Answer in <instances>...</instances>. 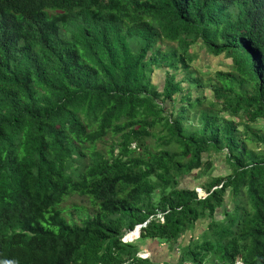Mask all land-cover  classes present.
I'll use <instances>...</instances> for the list:
<instances>
[{
    "label": "trees",
    "instance_id": "trees-1",
    "mask_svg": "<svg viewBox=\"0 0 264 264\" xmlns=\"http://www.w3.org/2000/svg\"><path fill=\"white\" fill-rule=\"evenodd\" d=\"M263 125L264 0H0V262L264 264Z\"/></svg>",
    "mask_w": 264,
    "mask_h": 264
},
{
    "label": "rangeland",
    "instance_id": "rangeland-1",
    "mask_svg": "<svg viewBox=\"0 0 264 264\" xmlns=\"http://www.w3.org/2000/svg\"><path fill=\"white\" fill-rule=\"evenodd\" d=\"M191 52L195 55L194 65L200 68L204 73L214 75L218 71H230L231 70V60L224 55L215 57L207 53L204 47L197 45L192 48ZM164 73L162 70H156L154 73V81L159 83L162 81ZM264 126V125H263ZM213 175H227L230 170L228 169L223 158L218 156H213ZM196 179V172L191 176L185 178L184 183L189 187H199V183L204 182ZM199 195L201 197L205 196L206 193L198 188ZM74 205H83L90 207L89 203L85 199H81L77 196L73 197L71 200L67 201L64 205L65 208L72 209ZM74 218L77 219V214H74ZM208 221H200L195 230L185 234L178 242L159 244V242H152L150 240H140V233L133 232L131 234H126V242H133L140 248L141 257L146 259H151L158 263H170V264H180L182 258V248L187 246L192 238H200L203 232L207 229ZM146 225V223H145ZM138 226H136L137 228ZM139 229V228H138ZM138 231V230H137ZM124 239V238H123ZM125 241V240H124ZM183 264V263H182Z\"/></svg>",
    "mask_w": 264,
    "mask_h": 264
},
{
    "label": "built area",
    "instance_id": "built-area-1",
    "mask_svg": "<svg viewBox=\"0 0 264 264\" xmlns=\"http://www.w3.org/2000/svg\"><path fill=\"white\" fill-rule=\"evenodd\" d=\"M204 197V196H203ZM145 225H139L137 228H135V230L134 231H131V232H129L128 234H131V233H133V232H137V235L139 234V232L141 231V229L144 227ZM139 228V229H138ZM138 230V231H137ZM123 240H125L126 241V236L124 237V239Z\"/></svg>",
    "mask_w": 264,
    "mask_h": 264
},
{
    "label": "clouds",
    "instance_id": "clouds-1",
    "mask_svg": "<svg viewBox=\"0 0 264 264\" xmlns=\"http://www.w3.org/2000/svg\"><path fill=\"white\" fill-rule=\"evenodd\" d=\"M135 230V229H134ZM133 230V231H134ZM140 234H141V231L139 232ZM124 241V240H123ZM124 242H126V241H124ZM139 256L141 257V255H140V253H139ZM142 259H146L145 257H141ZM0 264H12V262H10V261H2V262H0Z\"/></svg>",
    "mask_w": 264,
    "mask_h": 264
},
{
    "label": "water",
    "instance_id": "water-1",
    "mask_svg": "<svg viewBox=\"0 0 264 264\" xmlns=\"http://www.w3.org/2000/svg\"><path fill=\"white\" fill-rule=\"evenodd\" d=\"M154 242H157V241H154Z\"/></svg>",
    "mask_w": 264,
    "mask_h": 264
},
{
    "label": "bare ground",
    "instance_id": "bare-ground-1",
    "mask_svg": "<svg viewBox=\"0 0 264 264\" xmlns=\"http://www.w3.org/2000/svg\"><path fill=\"white\" fill-rule=\"evenodd\" d=\"M135 233H137V232H135Z\"/></svg>",
    "mask_w": 264,
    "mask_h": 264
}]
</instances>
